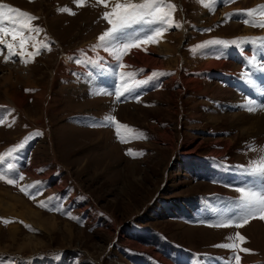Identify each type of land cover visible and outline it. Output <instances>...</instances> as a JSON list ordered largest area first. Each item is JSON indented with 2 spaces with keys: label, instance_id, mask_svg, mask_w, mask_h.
<instances>
[{
  "label": "rangeland",
  "instance_id": "rangeland-1",
  "mask_svg": "<svg viewBox=\"0 0 264 264\" xmlns=\"http://www.w3.org/2000/svg\"><path fill=\"white\" fill-rule=\"evenodd\" d=\"M107 2L0 0L37 17L31 24L42 31L27 52L33 43L50 48L25 64L19 56L5 62L0 45V104L22 111L0 128V150L28 132L32 154L24 164L0 162V264H236L235 255L239 264H264V220L215 226L235 219L237 188L264 184L246 171L264 156V131L253 133L264 119V28L244 23L262 19L245 12L264 0H164L181 27L144 43L158 25H133L126 34L141 45L121 61L98 39L116 0ZM121 72L143 83L117 101ZM249 99L259 100L255 111L246 110ZM109 116L139 138L122 128L121 142ZM26 177L36 186L25 187ZM233 242L250 251L215 246Z\"/></svg>",
  "mask_w": 264,
  "mask_h": 264
},
{
  "label": "snow or ice",
  "instance_id": "snow-or-ice-1",
  "mask_svg": "<svg viewBox=\"0 0 264 264\" xmlns=\"http://www.w3.org/2000/svg\"><path fill=\"white\" fill-rule=\"evenodd\" d=\"M80 5L84 3V0H76ZM232 2V0H230ZM98 4H103L107 8V0H97ZM201 3H205V0H201ZM205 6H208L205 4ZM175 10V5L164 4V0H142L140 3L132 2V0H116V3L111 7V11H105L102 14V18L110 25V27L98 38L100 41V46L104 48V51L108 52L113 56L117 61H121L122 57L126 55L131 48L139 47L141 45V38L139 35H129L126 34V30L132 28L133 25L137 24H148V25H158L155 28L150 30L149 34L144 35V43H158L162 38V35L165 31L172 27H181L179 23L173 22L172 13ZM58 11H68L66 8L58 9ZM14 14V15H13ZM74 14V13H72ZM256 14L262 18L258 22L254 19H245L244 23L250 24L251 26H259L264 28V5H259L254 9L246 10L245 15L247 17H255ZM37 19V17L24 12L20 9L12 7L7 4H0V45H6L8 49V54L4 56V61L8 62L13 56L21 57L22 63H29L31 59L39 54L40 48H48V45L44 42H40L39 45L33 43V47L36 49L33 52H27L26 44L28 41H35V37L32 36V33L39 34L42 31L39 28L32 26L31 21ZM5 22H8V25L5 26ZM25 32L28 33L25 36ZM11 35L12 42H8L3 37ZM124 35L125 40L120 43H114L118 38ZM264 40V38H261ZM207 44H237V41H221V40H211L207 41ZM20 48L19 52L15 51L16 47ZM50 51V48H48ZM27 53V59H25V54ZM2 54V51H0ZM121 69L126 66L123 63H119ZM264 69V66H260ZM157 73H153V76H156ZM125 77L131 80V83L127 82ZM120 86L115 88L114 95L116 100L119 101L122 96L126 93L131 92L139 83L134 80V73H120ZM103 94L112 95L113 93H108L105 90H102ZM256 101L249 99L247 101L246 110L249 112L255 111L256 108L253 107L256 105ZM106 123H113L116 126L117 135L121 137V142H125L123 136H121V129L125 130V133L129 134L130 137L139 138L138 133L135 130L130 129L127 125H121L115 121L114 117H105ZM96 126V125H93ZM22 146V145H21ZM250 148L254 146L250 145ZM17 149H9L6 153L0 154V162L4 161L7 156H11L14 151ZM264 151V150H262ZM128 154H131L129 152ZM11 168V165L8 166ZM250 174L260 178L264 182V156H261L258 161H252L249 167L246 169ZM6 177L3 174H0V180H4ZM19 180H23L24 176L21 174L18 177ZM16 179L8 178L7 183L15 184ZM40 183V182H36ZM36 185L34 184L33 187ZM21 191L25 194H29L27 189L22 187ZM236 191L240 193V197L235 207L238 210L235 219H228L226 222L215 225L216 227H228L236 226L242 227L249 223L250 220L254 218H259L264 220V184H262L261 190L256 191L254 189L248 188H237ZM38 194V193H37ZM31 199L36 198V194L30 195ZM40 207H46V205L41 202ZM229 239H232L231 237ZM236 239L240 242L245 241V237L236 233ZM216 247L226 248V249H239L241 252H249L247 248H241L239 243H222L215 245ZM234 259L236 264H239L240 256L235 255Z\"/></svg>",
  "mask_w": 264,
  "mask_h": 264
},
{
  "label": "crops",
  "instance_id": "crops-1",
  "mask_svg": "<svg viewBox=\"0 0 264 264\" xmlns=\"http://www.w3.org/2000/svg\"><path fill=\"white\" fill-rule=\"evenodd\" d=\"M26 90L28 91V93H30L32 91L29 88H27ZM20 112H22V111L20 109H17L13 105L0 104V128H5V126H7L8 123H9L8 118L10 116H11L12 119L16 118L18 113H20ZM12 147H15L17 150L14 151L11 156H7L4 161H6V162H9V161H12V162H23V164H24L26 161L31 160L32 154L30 152H28V147L31 149V142H29V140H28V132H27L26 135H24V137L18 138L15 142H13ZM10 148H11V146L3 147V150H0V154L6 153ZM16 167L17 168L19 167L18 169H20V166L16 165ZM28 167H29V165H27L26 168H28ZM2 169L6 170L5 168H2ZM25 181L27 182V177L25 178ZM28 183H26L25 187L26 186L28 187V185H27ZM4 186L7 187V185H4ZM21 187H22V185L18 183V188L21 189ZM28 188L32 189V186H30ZM12 189L14 190V192L17 191L16 188H12ZM23 194H25V192H23V191H21L20 194L18 193V195H21L26 201H28L26 199V195L23 196ZM49 197L50 196H48L46 198H42V200H45V199L48 200Z\"/></svg>",
  "mask_w": 264,
  "mask_h": 264
},
{
  "label": "bare ground",
  "instance_id": "bare-ground-1",
  "mask_svg": "<svg viewBox=\"0 0 264 264\" xmlns=\"http://www.w3.org/2000/svg\"><path fill=\"white\" fill-rule=\"evenodd\" d=\"M247 28V27H246ZM245 29V28H244ZM250 29V28H249ZM247 30V29H246ZM249 34V33H248ZM246 37V36H245ZM211 65H214V66H218V65H216V64H214V63H212ZM15 103V102H14ZM254 116V115H253ZM258 120V119H257ZM257 124H258V126L256 127V128H254L255 130L253 131V133H262L263 131H264V119H259L258 121H257ZM29 178H30V175H29ZM29 181H31V180H29L28 178H27V183L29 182ZM32 183H30V184H27L29 187L30 186H33V184L31 185ZM53 197V196H52ZM21 199V198H20ZM25 201V200H24ZM24 201H22L21 203L23 204V205H27V203H25ZM20 202V201H19ZM28 206V205H27ZM21 207V206H20ZM23 207V206H22ZM28 207H30V206H28ZM12 209V208H11ZM30 213V212H29ZM38 214V213H37ZM36 215V214H35ZM40 215V214H39ZM25 216H27V213H26V215ZM52 222V221H51ZM42 223H44V222H42ZM257 223V222H256ZM256 223H254V224H256ZM254 224H251V226H254L253 227V229H255V231H258L259 229H258V224L257 225H254ZM249 227H250V225H249ZM252 228V227H251ZM259 234H261V233H259ZM260 238V237H259Z\"/></svg>",
  "mask_w": 264,
  "mask_h": 264
}]
</instances>
